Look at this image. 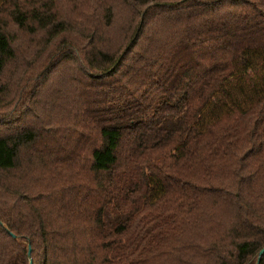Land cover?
Listing matches in <instances>:
<instances>
[{"label": "trees", "instance_id": "1", "mask_svg": "<svg viewBox=\"0 0 264 264\" xmlns=\"http://www.w3.org/2000/svg\"><path fill=\"white\" fill-rule=\"evenodd\" d=\"M263 246L264 0H0V264Z\"/></svg>", "mask_w": 264, "mask_h": 264}, {"label": "water", "instance_id": "2", "mask_svg": "<svg viewBox=\"0 0 264 264\" xmlns=\"http://www.w3.org/2000/svg\"><path fill=\"white\" fill-rule=\"evenodd\" d=\"M30 253V248L28 250V254ZM264 253V246L259 250L258 252V256H257V259H256V262L254 264H258L259 263V260H260V256ZM31 264V261L30 263Z\"/></svg>", "mask_w": 264, "mask_h": 264}]
</instances>
